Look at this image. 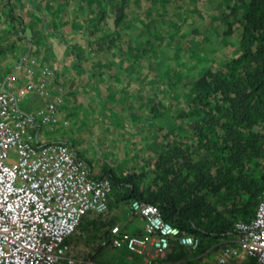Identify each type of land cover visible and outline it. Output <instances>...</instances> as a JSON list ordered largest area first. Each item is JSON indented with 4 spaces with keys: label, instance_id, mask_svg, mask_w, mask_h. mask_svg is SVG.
I'll use <instances>...</instances> for the list:
<instances>
[{
    "label": "trees",
    "instance_id": "trees-1",
    "mask_svg": "<svg viewBox=\"0 0 264 264\" xmlns=\"http://www.w3.org/2000/svg\"><path fill=\"white\" fill-rule=\"evenodd\" d=\"M91 1L102 9L116 6L119 15L115 24L118 25L129 15L130 10L126 11L125 7L132 0H116L119 5L114 4V0ZM217 3L205 21L196 23L179 37V44L188 56L199 47L208 49L209 62L199 61L189 70L188 78L167 63L169 68L160 81L154 79L145 87L141 80L142 87L135 91L137 99L147 100L154 120H168L163 126H156L154 132L145 133L153 163L145 162L117 174L116 169L123 166L104 157L105 164L94 172L95 163L76 147H70L89 166L92 177L110 179L111 197L118 203L129 205L139 200L153 204L166 222L199 240V248L194 250L200 257L185 264H211L206 259L216 258L218 252L231 262L241 257L255 261L239 251L241 233L234 229L238 222L249 223L253 219L264 198V0H220ZM138 5L142 10L144 1L136 0L132 9ZM181 7L180 4L175 8L169 6L173 12ZM11 14V27L17 38H21L28 28L26 19L15 21ZM94 24L90 33L97 32L94 30L100 21ZM114 31L96 37L97 54L117 48L129 54L134 36L128 39L121 31ZM152 40L147 37L143 50L150 48ZM5 48L0 45V53ZM11 67L6 70L10 71ZM162 90H168L171 95L178 91L174 98L182 97L186 90L189 101L176 106L175 101L162 99L164 96L159 94ZM48 92L43 105L53 102L54 93ZM31 96L36 98L35 93ZM62 105L63 101L55 103L57 116ZM103 109L116 111L110 106ZM112 119L121 131L126 125L140 127L144 123L134 113L129 118L113 114ZM88 213L80 224L90 216ZM69 239L65 243L70 247ZM232 248L237 254L227 257L225 250Z\"/></svg>",
    "mask_w": 264,
    "mask_h": 264
},
{
    "label": "rangeland",
    "instance_id": "rangeland-1",
    "mask_svg": "<svg viewBox=\"0 0 264 264\" xmlns=\"http://www.w3.org/2000/svg\"><path fill=\"white\" fill-rule=\"evenodd\" d=\"M89 1L0 0V45L3 48L8 46L0 53V72L11 67L19 57L35 54L40 66L50 71L47 88L52 91L63 90L60 112L67 117L63 124L66 131H58L57 125H61L58 118L55 129L48 131L43 128L46 134L39 136L40 142L54 140L56 144L76 147L95 163L94 172L105 164L102 159L108 157L111 163L123 166L116 169L117 174H122L129 168L132 170L145 162H154L150 149L147 148L149 142L148 138L145 139V133L148 130L154 132V129L168 121L154 120L147 100H139L134 95L142 87L141 80L145 87L154 79L160 81L169 68L167 63H171L173 70L177 69L188 78L189 70L199 61L209 62L211 58L208 49L199 47L188 56L179 44V37L187 29L195 27L196 23L205 21L207 14L213 11L220 0H213V3L207 0L197 3L196 0H143L142 10L141 5L132 9L136 1L132 0L125 7L126 11L130 10L127 12L129 15L120 20L124 23L118 25L115 24V18L119 15L116 6L102 9ZM167 2L169 3L166 4ZM178 4L182 5L179 10H170L169 6L175 8ZM10 14L15 21L26 19L28 28L21 38H17L11 27ZM96 21H100V25L94 30L97 32L90 33L96 26ZM144 30L146 33H143ZM113 31H121L128 39L134 36L129 54L121 48L97 54L96 37ZM147 37L153 40L150 48L143 50ZM69 50L74 52L70 53ZM37 70L40 71L41 67H37ZM39 81L44 84V80ZM183 91L185 94L177 98L174 96L179 94L178 91L171 95L168 90H162L159 94L164 96L162 99L175 101L176 106H182L189 101L186 90ZM32 100V96L28 95L22 99L20 106L23 108L25 101ZM41 104L43 102L40 106ZM104 106L115 108L116 111L107 112L103 109ZM92 110L94 114L91 113ZM72 112L74 116H71ZM133 113L144 121L142 126L126 125L124 131H121L112 123L115 121L111 120L113 114L129 118ZM86 167L90 171L89 166ZM148 169L149 167H145V170ZM152 176L151 174L149 178ZM110 200L112 201L111 197ZM121 211L122 206H116L114 212H108L107 209L103 215L110 212L121 214ZM93 214L94 212L88 213L89 217ZM114 220L116 216L107 215L103 218V227L114 225ZM73 237L74 235L69 238ZM221 259V252H218L216 258L208 257L206 260L211 264H220Z\"/></svg>",
    "mask_w": 264,
    "mask_h": 264
},
{
    "label": "built area",
    "instance_id": "built-area-1",
    "mask_svg": "<svg viewBox=\"0 0 264 264\" xmlns=\"http://www.w3.org/2000/svg\"><path fill=\"white\" fill-rule=\"evenodd\" d=\"M37 67L46 73L35 55L21 56L0 85V264H77L65 240L85 214L104 212L111 185L107 179L91 177L85 161L69 146L39 144V135L30 131L35 126L53 130L58 122L55 103L61 102L54 97L34 115L19 111L18 101L29 92L48 96L41 78L33 75ZM22 72L26 76L21 74L20 87L16 74ZM130 209L143 219L144 230L153 236L154 254L160 259L171 239L196 248V238L164 221L155 205L133 200ZM235 230L241 233L239 251L264 264V198L253 219L238 222ZM146 243L119 226H113L101 241L106 247L124 246L133 254H144ZM225 251L227 257L237 254L234 248ZM220 262L225 264L226 259Z\"/></svg>",
    "mask_w": 264,
    "mask_h": 264
},
{
    "label": "crops",
    "instance_id": "crops-1",
    "mask_svg": "<svg viewBox=\"0 0 264 264\" xmlns=\"http://www.w3.org/2000/svg\"><path fill=\"white\" fill-rule=\"evenodd\" d=\"M46 70L47 71L44 74L41 71H37V68L33 70V75H36L44 80L45 88L47 87V80L50 75V71L47 68ZM8 72L9 71L5 69L2 74H0V85L3 84L4 77ZM21 74L26 76V72L16 74V85L20 87L23 83V77ZM56 84L58 83L56 82ZM46 91L48 92L49 89L47 88ZM62 91L63 90H51L52 94L54 93V97H58L61 102L63 100ZM31 93H35L36 98L32 101H25V104L22 108L20 106L22 99L26 98L28 95H31ZM43 97H40L36 90L29 92L27 95L21 97L18 101L19 111H21L23 114L25 113L27 115H34L39 109L44 108L43 104L40 106V103H42L43 99L46 98V96ZM33 101L34 103H32ZM60 110L58 118L59 122H61V125H57V128H59V132H62L63 129L66 131V128H63V124L66 122L67 117L65 114L63 115V112H60ZM69 116L70 114L68 113V117ZM71 116H74L73 112ZM39 127L41 126L35 128V134H38L39 136H45L46 132L43 130V128ZM116 206H122L121 214L113 213ZM111 210L113 212L108 214L101 215L94 213L91 217L88 216L87 220L80 224L76 232L73 234L74 237L69 239L70 256L77 264H88L91 262L100 264H185L190 261L195 262L200 257V255H197L196 251L192 250L189 246L181 245L175 239H171L169 241V246L167 248L165 257L160 259L154 254V249L152 246L153 236L144 230L143 219L137 214L132 213L131 209H129V205L125 203L120 204L113 198L112 201L110 200L108 202V212ZM107 215L116 216V220H114L115 224L112 226H119L125 233L144 238L147 242L146 252L144 254H133L129 252L124 246L106 247L102 245V239L109 233L112 227L108 225L105 228L103 227L102 221ZM230 264L256 263L253 260H247L245 257H241L240 260H237L236 262L232 261Z\"/></svg>",
    "mask_w": 264,
    "mask_h": 264
},
{
    "label": "clouds",
    "instance_id": "clouds-1",
    "mask_svg": "<svg viewBox=\"0 0 264 264\" xmlns=\"http://www.w3.org/2000/svg\"><path fill=\"white\" fill-rule=\"evenodd\" d=\"M37 126H35L34 128H32V129H30V131L35 135V128H36ZM39 128H41V127H39ZM36 136H38V135H36ZM47 143H54V140L53 141H46V142H40L39 144H47ZM91 176V175H90ZM92 177V176H91ZM94 178V177H93ZM96 179H98V178H96ZM100 179V178H99ZM101 179H107L109 182H110V179L109 178H101ZM110 185H111V182H110ZM112 193H113V190H112V186H111V191H110V194L108 195V200L110 199V197H111V195H112ZM112 198V197H111ZM107 200V201H108ZM132 202V201H131ZM130 202V203H131ZM130 203H129V205H130ZM150 204V203H149ZM105 210V209H104ZM94 213H97V212H94ZM98 214H100V213H98ZM164 220V219H163ZM165 221V220H164ZM79 227V226H78ZM78 227H77V229H78ZM176 227V226H175ZM76 229V230H77ZM76 230H75V232H76ZM235 230V229H234ZM184 231V230H183ZM236 231V230H235ZM74 232V233H75ZM186 232V231H185ZM73 233V234H74ZM73 234H71V235H73ZM70 235V236H71ZM69 236V237H70ZM68 246V245H67ZM68 248H69V250H70V247L68 246ZM192 249V248H191ZM239 249V248H238ZM192 250H194V249H192ZM245 253V252H244ZM69 254H70V252H69ZM247 254V253H246ZM248 256H250L249 254H247ZM253 257V256H252ZM254 259H255V261L258 263V259L257 258H255V257H253ZM226 261H228V260H226ZM220 262V261H219ZM231 262V261H230ZM92 263V262H91ZM96 264H100V263H96ZM220 264H222L221 262H220ZM259 264V263H258Z\"/></svg>",
    "mask_w": 264,
    "mask_h": 264
},
{
    "label": "flooded vegetation",
    "instance_id": "flooded-vegetation-1",
    "mask_svg": "<svg viewBox=\"0 0 264 264\" xmlns=\"http://www.w3.org/2000/svg\"><path fill=\"white\" fill-rule=\"evenodd\" d=\"M195 240H197V246H196V251H197L199 248V240L198 239H195Z\"/></svg>",
    "mask_w": 264,
    "mask_h": 264
}]
</instances>
